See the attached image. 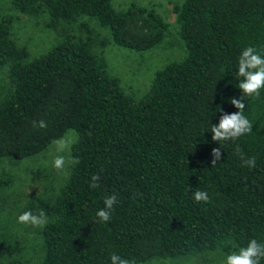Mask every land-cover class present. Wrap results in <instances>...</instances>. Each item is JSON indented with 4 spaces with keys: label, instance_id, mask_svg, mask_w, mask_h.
Returning a JSON list of instances; mask_svg holds the SVG:
<instances>
[{
    "label": "trees",
    "instance_id": "obj_1",
    "mask_svg": "<svg viewBox=\"0 0 264 264\" xmlns=\"http://www.w3.org/2000/svg\"><path fill=\"white\" fill-rule=\"evenodd\" d=\"M20 14L47 13L46 26L89 16L108 28L99 38L81 21V37L59 42L27 60L9 34L13 16H0V66L10 90L0 102V158L27 159L67 129L77 133L72 164L53 197L26 201L18 215L43 210V256L37 264H111L236 251L251 239L264 243V89L244 96L252 131L213 141L211 126L239 111L238 59L247 46L264 56V0H183L173 5L186 55L157 69L139 99L125 94L91 45L107 42L144 51L165 35L167 23L152 8L115 10L111 0H11ZM100 53V49H99ZM45 120L47 127H33ZM237 146L255 167L243 165ZM221 159L212 164V150ZM99 174L98 188H90ZM7 184V178H0ZM206 191L208 202L193 194ZM117 199L111 219L96 216L106 195ZM0 264H25L17 258ZM260 264H264L261 259Z\"/></svg>",
    "mask_w": 264,
    "mask_h": 264
},
{
    "label": "rangeland",
    "instance_id": "obj_2",
    "mask_svg": "<svg viewBox=\"0 0 264 264\" xmlns=\"http://www.w3.org/2000/svg\"><path fill=\"white\" fill-rule=\"evenodd\" d=\"M11 0H0V16L10 14L13 19L9 25V34L16 45H23L27 50V60L39 56L49 47L59 42L63 32L81 37L79 23L85 21L99 38L109 37L107 27L100 25L96 19L79 15L74 23L61 22L57 30L46 26L47 13L24 15L15 11ZM183 0H111L115 10H124L134 4L152 7L167 23L164 37L151 48L136 51L122 48L112 43L103 47L91 45L92 53L102 55L106 70L110 76H116L123 92L134 99H139L149 89L154 72L167 63L181 60L186 55L183 40L178 34V23L173 5ZM100 49V53H99ZM10 90L7 78V65L0 66V102ZM73 132L75 135L73 136ZM72 137L77 139L73 129H67L58 139ZM56 139V140H58ZM55 140V141H56ZM71 146V145H70ZM54 141L38 154L27 159L11 157L0 158V178H7V184L0 183V260L17 258L25 264H37L43 256L42 227L17 222L21 206L36 197H53L63 181L67 178L71 165L66 163L64 170L53 167V158L58 155ZM68 158L70 147L62 153ZM51 216L48 217V221ZM230 252L215 248L197 255L176 257H151L138 264H223L226 254Z\"/></svg>",
    "mask_w": 264,
    "mask_h": 264
},
{
    "label": "clouds",
    "instance_id": "obj_3",
    "mask_svg": "<svg viewBox=\"0 0 264 264\" xmlns=\"http://www.w3.org/2000/svg\"><path fill=\"white\" fill-rule=\"evenodd\" d=\"M238 76L242 79L238 84L242 95L239 98H232L230 103L239 111L232 114L222 115L219 123L212 125L210 132L212 133V140L228 141L236 140L239 137L250 133L252 131V122L243 114L245 104L243 102L244 96L259 97L261 89H264V56H262L254 47L247 46L242 50L238 59ZM33 127L44 129L47 127L45 120L33 122ZM75 133L73 132V136ZM75 140L72 137L61 138L54 141L56 145V152L58 155L53 158V167L56 170H64L66 163L77 164L78 159L68 158L62 154L67 151ZM237 153L240 154L242 163L246 167H255V157H248L245 159L239 146H237ZM220 148L212 150V164L214 165L221 159ZM100 176L94 174L91 176L90 188L99 187ZM196 202H208L209 196L206 191L197 190L194 194ZM116 195H106L104 199V208L97 210L96 216L101 222H108L111 219V210L116 202ZM17 222L22 224H30L34 227H43L48 223V217L43 210L38 214H33L32 211L27 210L22 212L17 217ZM261 259H264V243H258L256 239H251L246 246L240 247L238 250L226 254L223 264H260ZM111 264H130V261L120 255L113 253L110 256Z\"/></svg>",
    "mask_w": 264,
    "mask_h": 264
}]
</instances>
